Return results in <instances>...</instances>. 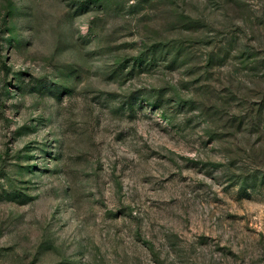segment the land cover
<instances>
[{"label":"rangeland","instance_id":"374dc122","mask_svg":"<svg viewBox=\"0 0 264 264\" xmlns=\"http://www.w3.org/2000/svg\"><path fill=\"white\" fill-rule=\"evenodd\" d=\"M0 264H264V0H0Z\"/></svg>","mask_w":264,"mask_h":264}]
</instances>
